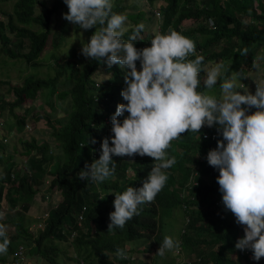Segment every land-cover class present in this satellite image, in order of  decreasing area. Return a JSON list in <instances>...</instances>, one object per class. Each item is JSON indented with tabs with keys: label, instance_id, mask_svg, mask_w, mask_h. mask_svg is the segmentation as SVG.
I'll list each match as a JSON object with an SVG mask.
<instances>
[{
	"label": "clouds",
	"instance_id": "9594fccd",
	"mask_svg": "<svg viewBox=\"0 0 264 264\" xmlns=\"http://www.w3.org/2000/svg\"><path fill=\"white\" fill-rule=\"evenodd\" d=\"M63 2L68 9L62 14L63 19L82 30L95 29L89 41L81 47V54L108 67L118 64L127 68L124 85L120 88L126 103L118 104L111 117L109 132L112 136L102 139L99 159L86 164L78 175L80 180L100 183L115 173L114 156H127L130 162L139 161L136 167L137 176L140 174L138 186H129L122 193L113 194L114 211L109 213L108 230L122 229L133 216L151 209L150 227L143 230L142 238L129 241V244L149 241L156 248L159 246L154 256H160L161 261L166 258L168 264H182L180 234L183 232L179 230L182 218L187 222L186 212L201 211L207 215L213 208L222 210L224 218L244 226V235L240 236L238 231L234 245L245 258L241 264H264V81H251L254 94L243 87L242 80L239 81L242 94L237 91L236 84L243 78L240 73L229 77V65L221 63L222 60L204 70L203 53L191 39L179 32L169 29L167 34H160L156 28L155 34L146 30L138 36L145 28L141 19L137 25L128 16L114 13L112 0ZM156 4L148 6L156 17L155 23L159 21ZM238 19L241 25H247L246 18ZM126 20L131 24L124 29ZM181 23L180 27H185ZM134 27L135 33H130L129 41L123 40L125 30ZM207 27H212L210 21ZM145 33L152 39L138 50L131 41L144 39ZM240 53L245 61L238 62L229 72L240 70L242 66H259L263 71L257 62L264 57V42L253 53L252 49L244 50L243 47ZM191 56L195 59H190ZM204 71L205 91H197ZM221 79V95L217 98L210 92ZM125 112L128 115L124 116ZM218 134L223 139L217 140V147L208 151L206 160L219 171V176L210 168L201 174L194 162H200L203 157L193 150V142L214 141ZM185 137L189 139L183 141ZM6 140L3 138L2 142L5 144ZM87 142L95 144L96 140L93 138ZM97 149L95 145L94 151ZM193 152L198 155L197 160L193 158ZM20 166L25 169L24 159ZM128 169L130 174H127ZM128 169L126 176L133 177L134 170ZM184 169L191 172L187 175ZM14 172L10 171L13 175ZM215 179L222 194L215 190ZM227 213L232 216L226 217ZM177 217L180 219L178 224ZM170 224L173 232L168 233L165 229ZM31 229L34 231L36 227ZM0 238V254H6L11 241L4 224H0ZM207 246L211 252L217 248V245ZM223 252H228L232 258L237 257L236 251L225 249ZM130 255L129 248L116 250L118 258L130 260L133 257ZM192 256L198 260L194 255L188 259L192 260ZM21 258L22 253L16 261L20 262Z\"/></svg>",
	"mask_w": 264,
	"mask_h": 264
},
{
	"label": "trees",
	"instance_id": "16d2710c",
	"mask_svg": "<svg viewBox=\"0 0 264 264\" xmlns=\"http://www.w3.org/2000/svg\"><path fill=\"white\" fill-rule=\"evenodd\" d=\"M145 3L149 7L157 3L159 21L155 24L158 33L167 34L172 29L191 39L203 53L202 64L226 59L229 65L227 74L238 62L245 61L240 53L242 47L244 50L252 49L253 53L264 42V0H145ZM124 9L120 1H114L112 11L128 16L137 25L140 24L138 19H147L145 12L152 14L150 8L145 11L137 9L130 14H126ZM67 11L63 0H54L49 6L37 0H15L12 12L2 11L3 15L1 14L0 50L10 58L22 59L28 66H39L38 57L46 41L49 39L51 47L56 49L64 40L63 33L67 31L68 21L63 19L62 14ZM246 15L251 19L247 25H241L238 18H245ZM185 19H191V24L180 27ZM208 21L211 22L212 29L207 27ZM17 23L21 25L18 26ZM30 25L36 28L33 29ZM73 27L75 30L79 28L74 24ZM135 27L126 29L122 39L129 41L130 33H135ZM4 30L15 37L13 44H10ZM145 34L144 39L136 38L131 41L138 50L152 39L150 34ZM21 40H26L27 43L24 52ZM50 56L56 62L52 77L25 78L21 85L11 88L14 98H0V110L6 105L9 114L15 118V123L22 128L24 115H14L12 109L19 107L25 99H34L37 91L42 88L53 89L60 77L65 87L58 93V99L67 96L69 109L61 120H57L58 127L52 126L50 135L61 157L60 160H54L56 158L48 155L47 142L36 144L33 138L28 141L20 140L23 145L20 155L25 160V169H16L11 178L9 173L13 170V164H10L0 173V204L2 201L9 204L13 211L2 217L0 224L7 226L10 241L23 242L28 254L48 264H58L61 256L76 264L79 261V264H132L129 259L118 258L116 250L124 251L125 242L144 236L143 230L150 227L151 209L133 216L122 229L108 230V224L109 213L114 211L113 194L122 193L129 186H138L140 174L137 176L136 167L139 161L130 162L127 156H114L115 173L104 182L93 183L78 178L86 164L90 165L99 159L102 139L112 136L109 132L111 117L118 104L126 103L120 94V88L124 85L127 68H121L118 64L108 67L103 62L84 58L74 48L70 51V58L64 62H59L55 54ZM190 59L194 60L195 57L191 56ZM257 64H260L264 74V57ZM96 68L108 76L97 82L99 72ZM201 89H204L203 82L197 91ZM125 115L128 113L125 112ZM35 117L38 119L41 116ZM122 118L118 117L120 120ZM93 138L96 140L95 144L87 142ZM188 139L189 137H185L183 141ZM222 139V135L218 134L214 141L193 142V150L203 157L200 162H194L199 173L203 174L210 168L219 176V171L207 163L206 156L209 150L217 147V140ZM109 144L111 146V141ZM95 145L98 146L97 151H94ZM1 159L0 156V161ZM51 162L54 163L50 164ZM128 168L134 170L133 177L126 176ZM184 170L187 175L191 172L189 169ZM44 184L48 192L55 189L60 199L49 207L43 228L31 231L29 227L36 219L28 217L30 215L26 212L33 196ZM215 190L222 194L218 183ZM17 205L18 208H15ZM138 207L140 210L141 205ZM79 213L81 219L77 220ZM186 214L188 221L184 222L182 218L179 227L183 232L180 234L184 258L182 264H241L245 261L243 253L234 247L238 233L235 220L224 218L222 210L213 208L207 215L201 211ZM57 243L72 247L74 257L61 254ZM207 245H217V248L211 252ZM225 249L236 251L237 257H230L228 252H223ZM8 252L16 256L10 245ZM139 252L142 251H135V254ZM112 254V258H109ZM190 255L198 260H194L193 256L189 260ZM162 262L168 264L166 258Z\"/></svg>",
	"mask_w": 264,
	"mask_h": 264
},
{
	"label": "rangeland",
	"instance_id": "374dc122",
	"mask_svg": "<svg viewBox=\"0 0 264 264\" xmlns=\"http://www.w3.org/2000/svg\"><path fill=\"white\" fill-rule=\"evenodd\" d=\"M14 1L15 0H0L1 18L3 15L2 11L12 12V6ZM37 1H42L47 6H49L54 0ZM114 1L115 0H112V4L114 3ZM118 1H120V4L124 6L126 14H130L131 11H136L140 8H142V10L144 11L148 9V6L145 5V0ZM145 17H147V19L145 18L144 20H140V23H143L145 25V28L143 32L140 33L138 36H142L143 33L146 32V30L149 31L151 34L156 33V17L153 14L148 13H146ZM245 18L248 21L251 19L248 15H246ZM191 22V19L182 21L181 26H189ZM129 24H131V22L126 20L123 25V28L125 29ZM17 25L20 26L21 24L17 23ZM30 27L33 29L36 28V26L34 25H30ZM66 28L67 31L63 33V36L65 35L64 40L56 49H53L51 47L49 39L46 41L45 46L38 57V60L40 61L39 66H28V64L22 59L10 58L0 50V98L5 100L14 98L11 88L14 86L21 85L25 78H47L49 76L52 77V75L54 74L56 62L54 61V59L51 58V54H55V56L59 59V62H64L70 58L69 56L72 48H74V51L78 52L81 56H83L81 54V47L89 41L95 29L93 28L89 30H82L78 28L75 30L73 24L70 22H67ZM4 33L10 40V44H13L15 37L12 34L8 33L6 30H4ZM21 41L22 52H24L26 50L27 43L26 40ZM218 48H216V50H218ZM83 57L86 58L85 56ZM226 62L227 60L224 59L221 63L226 64ZM216 63L220 62L217 60L207 62L205 64L204 70L210 69L211 67L215 66ZM96 71L99 72L96 76L97 82L108 76L107 73H102L98 68H96ZM233 73H240L243 77L241 79H238L236 82L237 91H240L242 94L243 89H240L241 85L239 84V81L242 80L244 82L243 87L252 94L255 93V89L252 87L251 81H254L256 83L264 81V76H262V72L259 66L251 68H249V66H242V69L237 71H231L227 75L231 77ZM203 74L205 75L201 78V83L206 78V71H204L201 75ZM92 76H94V73L92 74ZM57 80L58 83L54 85L53 89L42 88V90L37 91L34 99H25L19 107H14L12 109L14 115H24V122L22 128H20L15 123V118L9 114L6 105H4V109L0 110V119L2 122L0 124V156L2 157L0 161V173L5 170V166L10 164H13V172L16 169H19V171L20 169L23 170V168L20 166L22 160L20 154L23 149V145L20 142L21 139L28 141L30 138H33L36 144H40L41 142H47L49 148L48 151H51V154L48 152V155L53 159L56 158L54 160H60V151H57L56 145L53 142L50 134L52 131V126L58 127L59 124L57 123V120H61L64 117L65 113L69 109V105L67 96L58 99V93H61V90H63L65 84L62 83V79L60 77ZM221 82L222 79L218 81V83L213 87L210 92V94L216 95L217 98H219L221 95ZM37 115H40L41 117L37 119L35 117ZM22 133H24V135H22ZM3 138L7 139L5 144L4 142H2ZM193 158L197 160L198 155L194 153ZM53 163L54 162H51L50 164ZM130 173L131 171L130 169H128L127 174ZM45 186L46 184H44L41 187L40 191L33 196L32 203L27 209L26 213L30 215L28 217H32L31 219H37L39 215H41V213L43 214L45 211H48L49 207H51L53 203L55 204L60 197L59 194L55 191V189H52L50 190V192H48ZM46 194L48 196V199L45 198ZM45 200H48V202ZM15 208H18V205L15 206ZM12 212L13 211L10 205L2 201L0 204V215L4 217L7 213L10 214ZM225 216L230 217L232 216V214L227 213ZM176 220L178 224L180 222L179 217H177ZM34 226V224L31 225L29 229L33 231L31 228H34ZM243 228L244 226L238 225V231L240 233V236L244 235ZM165 231L168 233L173 232V225L170 224L169 227L165 229ZM124 244V249L129 248V252L133 256L130 259L132 264H162L160 256H154V253L156 252L157 248L154 246V244L150 243L149 241L145 243L135 241L131 245L129 244V242H126ZM9 245L12 249V252L17 255V258L19 255L18 251L22 253L21 261L17 262L16 256L14 257L12 253L7 251L6 254H0V264H48L47 262L40 260L38 257L31 255L30 253L28 254L27 246L23 242L19 243L11 241ZM57 246L61 251V254H65L67 256L71 255L72 257H74L73 248L69 245L65 243H57ZM135 251L142 252L135 254ZM109 258H112L111 255L109 256ZM1 259H3V261H1ZM79 263L80 261L78 262V264ZM58 264L76 263L61 256L58 260ZM173 264H176V262Z\"/></svg>",
	"mask_w": 264,
	"mask_h": 264
},
{
	"label": "built area",
	"instance_id": "2783aa9c",
	"mask_svg": "<svg viewBox=\"0 0 264 264\" xmlns=\"http://www.w3.org/2000/svg\"><path fill=\"white\" fill-rule=\"evenodd\" d=\"M0 18H1V17H0ZM0 124H1V122H0ZM3 141H4V140H3ZM23 162H24V161H23ZM10 177H13V174H12V173H10ZM45 198L48 199L47 194L45 195ZM45 201H48V200H45ZM46 218H47V211H45L43 214L41 213V215H39V217L36 219V221H35V223H34L35 227H36V228H41V227L43 226L44 221H45ZM77 218L80 219V218H81V215L78 214ZM18 254H19V255H18V258H20V254H21V252L18 251Z\"/></svg>",
	"mask_w": 264,
	"mask_h": 264
}]
</instances>
